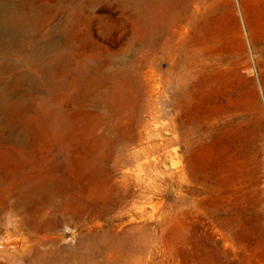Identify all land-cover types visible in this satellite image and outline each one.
<instances>
[{
	"label": "rangeland",
	"instance_id": "374dc122",
	"mask_svg": "<svg viewBox=\"0 0 264 264\" xmlns=\"http://www.w3.org/2000/svg\"><path fill=\"white\" fill-rule=\"evenodd\" d=\"M30 1L56 46L0 113V264H264V0Z\"/></svg>",
	"mask_w": 264,
	"mask_h": 264
},
{
	"label": "bare ground",
	"instance_id": "6f19581e",
	"mask_svg": "<svg viewBox=\"0 0 264 264\" xmlns=\"http://www.w3.org/2000/svg\"><path fill=\"white\" fill-rule=\"evenodd\" d=\"M144 1L149 4H155L157 2V0H137L136 3L141 5ZM30 4V0H22V3L18 4H15V0H0V73L7 71L12 72L15 85L14 89L9 87L12 93L0 89L1 115L3 111L10 112V110L14 109L16 105L23 102L24 94L20 93L17 95L16 91L18 88L24 86L25 83H31L33 84L32 86H35L34 81L26 74V63L35 61L38 58H43L50 53L54 46H56V41L53 38H49L45 42L29 38L30 30L27 25V20L22 13L16 11H18L17 6H27ZM152 41L156 46L159 43L160 38H157V35H154ZM65 104L70 105V103ZM65 108L66 106L63 105L56 108V122L51 126L53 130L59 134L57 144L60 140H66L67 133L72 130L71 122H64L63 117L66 114L70 117L73 115V112H70L71 110H65ZM20 110L21 109H19V112ZM4 112L3 114H5ZM42 126L46 129L48 124L45 122ZM14 137L12 140L15 145L19 146L24 143L18 137ZM11 138L12 137H10V139ZM51 174H53V172L50 171V169L41 174V189H44L47 183L53 184L50 177Z\"/></svg>",
	"mask_w": 264,
	"mask_h": 264
}]
</instances>
